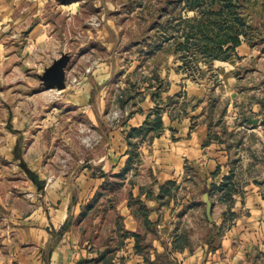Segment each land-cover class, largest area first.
<instances>
[{
	"label": "crops",
	"instance_id": "obj_1",
	"mask_svg": "<svg viewBox=\"0 0 264 264\" xmlns=\"http://www.w3.org/2000/svg\"><path fill=\"white\" fill-rule=\"evenodd\" d=\"M153 1L0 0V264H264V40L188 74Z\"/></svg>",
	"mask_w": 264,
	"mask_h": 264
},
{
	"label": "trees",
	"instance_id": "obj_2",
	"mask_svg": "<svg viewBox=\"0 0 264 264\" xmlns=\"http://www.w3.org/2000/svg\"><path fill=\"white\" fill-rule=\"evenodd\" d=\"M254 3L255 0H167L173 11H177V6L181 8L167 19L171 32H161L155 47H168L176 53L182 62L181 69L188 74L199 71V62L210 65L215 60H227L242 41L249 44L259 41V29L249 21L254 15ZM181 10L191 11L193 15L183 17ZM164 42L171 43L164 46ZM160 114L161 108L157 105L154 117L133 133L161 127Z\"/></svg>",
	"mask_w": 264,
	"mask_h": 264
},
{
	"label": "water",
	"instance_id": "obj_3",
	"mask_svg": "<svg viewBox=\"0 0 264 264\" xmlns=\"http://www.w3.org/2000/svg\"><path fill=\"white\" fill-rule=\"evenodd\" d=\"M69 62V57L66 55L60 56L40 76L43 85L46 88H53L58 91L66 88V70ZM203 199L205 202V213L208 221H212V202L207 193H204Z\"/></svg>",
	"mask_w": 264,
	"mask_h": 264
},
{
	"label": "rangeland",
	"instance_id": "obj_4",
	"mask_svg": "<svg viewBox=\"0 0 264 264\" xmlns=\"http://www.w3.org/2000/svg\"><path fill=\"white\" fill-rule=\"evenodd\" d=\"M146 2H147L146 7H147V5H149V7L153 8V9L156 7V6L155 7L153 6L154 5L153 3H155V1L146 0ZM157 3L160 4L159 5L160 7H165L166 10L167 9L172 10V7L168 4H166V1L164 3H163V1H157ZM177 7H178V9L181 8L180 6H177ZM178 9H177V11H178ZM166 10H165V12H166ZM252 13H254V15L249 21L254 27L259 29L258 39H259V41H263L264 40V15H263L264 14V0H255L254 6L252 7ZM154 16H155L154 14L149 15V18H150L149 22L151 21V24H152L153 19H155ZM169 17H171V16H169ZM173 19L175 20V18H173ZM174 20L172 23L175 22ZM153 24H154V22H153ZM167 34H170V33L167 32ZM255 42H258V41H255ZM86 72H89V70H87ZM78 81H79V79L77 77L71 76L69 78V80H67V83L69 82L70 86H76L79 84V83H77ZM50 100H53V98H50ZM117 114H118V112H117ZM65 151H67V149H65Z\"/></svg>",
	"mask_w": 264,
	"mask_h": 264
}]
</instances>
